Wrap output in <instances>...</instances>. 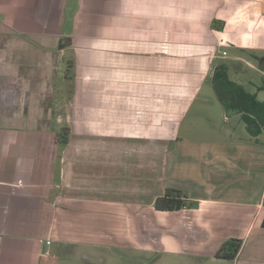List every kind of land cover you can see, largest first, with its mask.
<instances>
[{
	"label": "crops",
	"instance_id": "1",
	"mask_svg": "<svg viewBox=\"0 0 264 264\" xmlns=\"http://www.w3.org/2000/svg\"><path fill=\"white\" fill-rule=\"evenodd\" d=\"M73 12L68 36L47 27L29 36L0 33V264H59L53 247L65 243L56 232L63 218H101V205L115 212L124 205L154 207L168 186L181 189L187 181L207 183L205 195L189 197L200 208L224 206L239 217L233 225L243 230L232 236L243 245L232 264H264L262 134L254 138L248 131L238 140L178 134L177 144H196L181 157L206 164L177 181L170 167L174 139L162 120L176 122L175 106L169 110L163 101L176 94L170 93L175 71L196 73L197 87L227 66L223 61L264 76V0H77ZM68 65L82 78L72 96L54 84ZM139 77L146 83L136 89ZM249 83L264 102V85ZM139 142L166 144L163 170L139 162L147 150L105 145ZM148 184L150 199L142 201L140 188ZM218 219L194 218L193 226L211 235Z\"/></svg>",
	"mask_w": 264,
	"mask_h": 264
},
{
	"label": "rangeland",
	"instance_id": "2",
	"mask_svg": "<svg viewBox=\"0 0 264 264\" xmlns=\"http://www.w3.org/2000/svg\"><path fill=\"white\" fill-rule=\"evenodd\" d=\"M65 5L68 7L67 12H64ZM76 7L77 0H0V33L29 36L40 32L41 27H47L54 28L55 33L62 32L64 36H68L72 33L70 20ZM39 11L42 16L39 15ZM62 19L65 20L64 25H60ZM11 49L15 50L14 47ZM223 62H226L228 66L226 71L228 79L244 86L247 91H253L249 81L264 85V76L260 73L245 65L234 68L229 61ZM179 63L175 64L172 61L171 64L178 66ZM184 65L188 66V63L182 62L181 67ZM63 70L56 77L54 84L57 88L58 86L63 87V90L70 92L69 96H72V91H77L75 84H77L78 76H75L76 73L70 69V65L66 67V70L64 67ZM67 73L69 80L65 77ZM171 74L174 75L170 77L172 83L170 93L176 91V94L170 96L166 94L163 98V101H166L172 108H169V105H166L165 102H163L165 105H162V107L167 106L165 108L171 110L175 106L173 121L176 122L172 123L170 121L171 123H169L167 117L162 118V120L163 123L164 120L166 121L164 123L166 124L165 129L170 130L171 138L169 139H174L172 145H174L176 159L173 160L170 167L173 168L172 173H175V177L179 178L178 181L186 176H193L195 169L201 167V163H205V160L201 158L181 157L189 148L193 150L192 147L196 144L189 142L185 144L187 148L183 144H177L176 137L178 134L190 138L206 136L209 139L226 137L229 134L232 135V138L238 140L240 137L249 136V133L244 122L239 120L236 111L230 110L227 112L222 107L223 105L221 106L219 94L216 92L213 83L217 71L212 72L203 79L198 87L197 83L201 80H199L196 73H193L194 76L188 74L185 77L184 75L179 76L176 71ZM81 79L78 81H82ZM150 80L149 76V82H151ZM136 83L135 88L141 89V84L146 83V80L144 77H139ZM178 85L182 86L180 88L183 89L177 87ZM146 89L147 85H144L143 90ZM148 89H150V86ZM180 92L183 97L179 95ZM187 92L191 94H186ZM75 96L77 101L79 98L81 99L80 95ZM190 96H193V100H189ZM86 99L90 101V97H86ZM130 101L129 96L127 102ZM225 114L229 119L227 121L225 120ZM94 123L97 124L95 121ZM261 138H264V133H262ZM105 145L106 149L110 151L132 149L142 153V151L147 150V157L140 159L139 162H151L157 172L163 170L161 167L165 163L164 161H169V159L166 160L163 157L166 144L161 142L152 144L146 142L132 144L107 143ZM201 169H206V167L203 166L199 170ZM52 178L53 182L57 181L56 171ZM140 181V183L146 182L143 178ZM170 183L171 180L167 182V185ZM202 186L198 187L197 184L187 181L181 190L184 195L194 200L200 198L202 194L205 195L204 192L208 187L207 183H202ZM148 187L152 190L153 186L148 184L140 188L139 199L142 201L150 199ZM158 187V183H155L156 190ZM168 187L176 188L173 185ZM208 193L212 194L211 191H208ZM188 205L193 206H187L173 212H160L146 203L144 206L130 207L124 205L118 207L121 209L117 212L112 207L101 205L103 207L98 206L96 208L100 210L101 218H63L64 220L58 223L56 232L59 233V236L63 234L66 237L65 243L57 240L54 243L53 253L57 256L59 264H232L231 261L218 259L215 255L212 256L211 251L213 247H217V253L231 239L241 240V238H233L234 236H232L233 233L243 230L240 226L235 229L233 225V218L239 217H236V214L224 206H218L216 208H219V210L212 212L215 209L211 210L209 206L200 208L195 201L189 202ZM60 218L62 219V217ZM194 218H203V222L207 218H219L213 228V231L216 230V232H211V235L199 232L193 226ZM218 236L219 239L216 238ZM201 242L204 244H201Z\"/></svg>",
	"mask_w": 264,
	"mask_h": 264
},
{
	"label": "trees",
	"instance_id": "3",
	"mask_svg": "<svg viewBox=\"0 0 264 264\" xmlns=\"http://www.w3.org/2000/svg\"><path fill=\"white\" fill-rule=\"evenodd\" d=\"M216 71L217 74L213 79V83L224 109L227 112L230 110L236 111L246 124L250 135L257 138L264 133V102L258 100L256 94L248 92L242 85L229 80L226 74V65H221ZM256 142H259V140L256 139ZM189 202L193 201L184 195L181 189L168 187L163 196L156 199L154 208L160 212L179 211L187 206L192 207L193 205H188ZM262 226L264 228V221ZM242 245V240L231 239L218 250L215 256L218 259L233 262L238 256Z\"/></svg>",
	"mask_w": 264,
	"mask_h": 264
}]
</instances>
